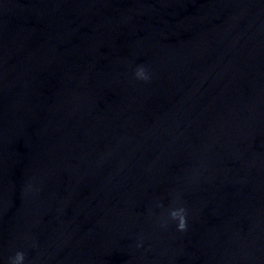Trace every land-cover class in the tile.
<instances>
[{
	"label": "water",
	"instance_id": "obj_1",
	"mask_svg": "<svg viewBox=\"0 0 264 264\" xmlns=\"http://www.w3.org/2000/svg\"><path fill=\"white\" fill-rule=\"evenodd\" d=\"M17 252L264 264V0H0V264Z\"/></svg>",
	"mask_w": 264,
	"mask_h": 264
},
{
	"label": "clouds",
	"instance_id": "obj_2",
	"mask_svg": "<svg viewBox=\"0 0 264 264\" xmlns=\"http://www.w3.org/2000/svg\"><path fill=\"white\" fill-rule=\"evenodd\" d=\"M137 76L141 79H148V76L143 68L138 70ZM170 216L173 220L178 221V230L185 231L187 229V214L184 207L172 209ZM24 260L25 254L23 252H17L15 257L11 260V264H23Z\"/></svg>",
	"mask_w": 264,
	"mask_h": 264
}]
</instances>
